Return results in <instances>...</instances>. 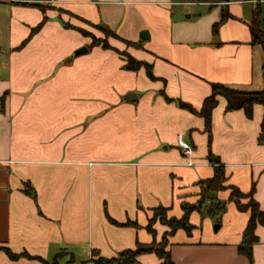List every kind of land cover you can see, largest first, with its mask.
Wrapping results in <instances>:
<instances>
[{
  "label": "crops",
  "instance_id": "1",
  "mask_svg": "<svg viewBox=\"0 0 264 264\" xmlns=\"http://www.w3.org/2000/svg\"><path fill=\"white\" fill-rule=\"evenodd\" d=\"M26 1L11 7L17 14L12 40L7 51L0 50V247L49 264H83L93 251L112 258L137 242L149 244L150 210L171 208L180 217V201L192 198L194 184L213 174L209 154L219 158L228 184L244 193L253 188L264 211L262 107L255 105L248 119L242 110L226 112L219 98L208 134L201 117L176 103L200 110L215 83L263 89L262 55L251 43L252 3L230 1L221 8L209 0ZM184 4L197 9L181 12ZM37 5L50 7L47 21L21 47L43 19ZM51 8L140 45L132 56L151 66L154 80L143 68L124 70L115 51L89 48ZM223 9L230 17L213 34ZM82 47L86 56L75 57ZM129 93L135 102L125 101ZM177 135L192 148L190 156L176 146ZM228 196L217 194L222 201ZM107 217L137 227L114 225ZM190 220L196 223L198 214ZM247 220L228 202L217 229L206 223L169 238L172 261L264 264V227L255 229L252 262L237 253ZM154 229L155 240L167 231L160 224ZM0 264L44 263L13 261L0 251ZM135 264L160 260L147 253Z\"/></svg>",
  "mask_w": 264,
  "mask_h": 264
},
{
  "label": "trees",
  "instance_id": "2",
  "mask_svg": "<svg viewBox=\"0 0 264 264\" xmlns=\"http://www.w3.org/2000/svg\"><path fill=\"white\" fill-rule=\"evenodd\" d=\"M230 1H249V0H228ZM43 14V19L40 23L31 29L30 35L26 40L21 43V47L26 44L31 36L37 33L44 23L47 21L45 12L41 5H37ZM252 21L250 23L251 32V43L253 46H259L262 50V79L264 83V23L261 21L260 5H257L252 11ZM230 15L226 12L221 13V18L218 23L212 26L213 34L217 33L219 26L227 19ZM64 28L73 29L79 32L85 37L84 33L79 29L63 23ZM115 34V33H114ZM125 43H130L124 39H121ZM133 44V43H132ZM139 46L138 44H133ZM90 47H101L104 50H111L107 45H101L96 42L90 44ZM138 47V48H139ZM124 70L126 71H138L143 68L147 77L150 80H154L151 66L131 57L125 60ZM219 98H223L226 102L225 111L232 112L236 110H242L248 119L252 118L253 107L259 105L263 109L264 119V87L262 90L248 91L240 88L227 86L223 84H211V93L206 97L202 103L200 110H195L191 105L186 104L180 100L176 103L179 108L186 110L194 115L201 117L205 123V130L210 134L211 128V117L213 110L218 105ZM166 100L170 101L168 98ZM209 164L212 166L213 174L211 177L199 180L194 187L197 192L192 198L198 197L199 200L195 204L180 202L179 208L181 211L180 217H167V213L170 212L171 208H165L158 206L150 210L151 215L147 220L145 230L153 238L149 244L136 243L134 248L124 249L120 251L115 257L104 258L101 257L96 251L92 252L91 259L83 264H135L137 258L142 254L151 253L154 254L159 260L160 264H174L171 259L169 252V238L173 236L178 230H183L187 235L191 234L193 227L189 224V217L192 213L199 215L215 216L223 213L226 210L227 203L231 202L235 205L237 211L248 214V220L245 229L242 233L241 242L237 246V253L240 256L247 258L249 262H252V250L253 246L258 243V237L255 235V229L257 226L264 227V211L260 209L258 202L253 197V188L247 193L241 192L234 185L228 184L227 177L224 171L223 165H221L219 158L209 154L207 156ZM28 192V190H25ZM227 191L229 193L228 199L222 201L217 198L219 192ZM208 201L209 206H204V202ZM244 201V202H243ZM107 220L114 225L118 226H135L134 222L127 221L124 224H119L113 221L110 217ZM158 224L166 227L167 231L162 234L163 241L155 245L156 231L154 226ZM0 251L4 252L7 257L13 261L20 258L39 260L44 264H49L40 260L38 257H32L27 253L16 254L13 253L7 247H0Z\"/></svg>",
  "mask_w": 264,
  "mask_h": 264
},
{
  "label": "rangeland",
  "instance_id": "3",
  "mask_svg": "<svg viewBox=\"0 0 264 264\" xmlns=\"http://www.w3.org/2000/svg\"><path fill=\"white\" fill-rule=\"evenodd\" d=\"M183 1L195 4V3H197V1H200V0H183ZM209 1L213 5L221 6V8L223 7V5L226 2H228V0H209ZM13 2L15 5H11V6L0 5V50L2 52L7 51L8 45L10 44V42L12 40V32H11L12 21L15 18H17V14H15L12 11L11 7H20L18 5V3L30 2V1L13 0ZM33 6L36 7V5H33ZM244 6L248 9H250V7H251L250 4H245ZM42 9L46 13V11L50 9V7L42 6ZM179 9L181 12H184V11L194 10L197 8L193 4H192V6L189 4H184ZM52 10H55L54 12L56 13V15L61 17L65 23H67L68 25H70L72 27L79 29L80 31H82L84 33L85 38L88 41L89 48H91L90 47L91 43L96 42V43L101 44V45L102 44L107 45L109 48H111L112 51H115L117 54L121 55L123 61H125L128 57L135 59L132 56V51L134 49H137L139 46L133 45L131 42L125 43L116 34H114V32L111 31L107 26H104L101 24L94 25V24L86 23L82 20H79L77 18L69 16L65 11L60 10V9H52ZM222 12H225L224 9L222 10ZM260 13H261V21L264 23V4L260 5ZM84 48L87 49L86 47H82L80 49H84ZM80 49H77L76 51H78ZM256 49H258L260 55H262L261 48L256 47ZM87 51H88V49H87ZM75 52H74V56H75ZM79 56H86V53H83ZM75 57H78V56H75ZM2 59H3V56H1V54H0V63H1ZM261 64H262V59H261ZM253 91H255V90H253ZM128 103H131V102H128ZM195 134H198V136H199L198 131H195ZM205 135H206V133H205ZM182 139L184 141H186L184 139V137H182ZM198 200H199V198L195 197V198L185 199V200H181V201L185 202V203L195 204ZM203 205L209 206L210 203L208 201H205ZM179 210H180V208H179ZM225 213H226V210L223 213H221L219 215H215V216H207V215H199L198 214V220H196L197 225L196 226L193 225L196 223H193V221L190 220V217H189V224L193 227V229L196 228L197 230H202V229H204L205 224L209 223L210 228L212 230H215L216 229L215 227L221 224L222 218L225 216ZM167 217H175V214H173V213L171 214L168 212ZM156 224H158V222H156ZM162 238L163 237H160L158 240H155V245H157L158 243H161V241H163ZM64 261L65 260L61 261L60 264H66Z\"/></svg>",
  "mask_w": 264,
  "mask_h": 264
},
{
  "label": "built area",
  "instance_id": "4",
  "mask_svg": "<svg viewBox=\"0 0 264 264\" xmlns=\"http://www.w3.org/2000/svg\"><path fill=\"white\" fill-rule=\"evenodd\" d=\"M249 2L252 3L254 7H256L257 5L264 4V0H249ZM176 146L180 149V151L182 152V154L184 156H190L191 155L192 148L190 147V145L188 143H186L182 139V137L180 135H177V137H176ZM188 164L191 165L190 163H188Z\"/></svg>",
  "mask_w": 264,
  "mask_h": 264
},
{
  "label": "water",
  "instance_id": "5",
  "mask_svg": "<svg viewBox=\"0 0 264 264\" xmlns=\"http://www.w3.org/2000/svg\"><path fill=\"white\" fill-rule=\"evenodd\" d=\"M141 39L143 40H147L148 39V36L145 32H142L141 35H140ZM87 52V49H80L78 51L75 52V56H79L83 53H86ZM136 100V97L133 93H129L126 97H125V101L126 102H135ZM217 229V226L215 227Z\"/></svg>",
  "mask_w": 264,
  "mask_h": 264
}]
</instances>
